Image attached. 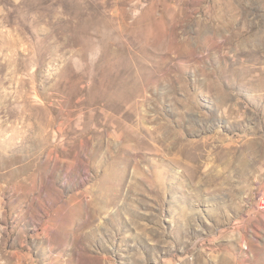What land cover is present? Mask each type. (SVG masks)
I'll use <instances>...</instances> for the list:
<instances>
[{
	"label": "rangeland",
	"instance_id": "374dc122",
	"mask_svg": "<svg viewBox=\"0 0 264 264\" xmlns=\"http://www.w3.org/2000/svg\"><path fill=\"white\" fill-rule=\"evenodd\" d=\"M0 264H264V0H0Z\"/></svg>",
	"mask_w": 264,
	"mask_h": 264
}]
</instances>
